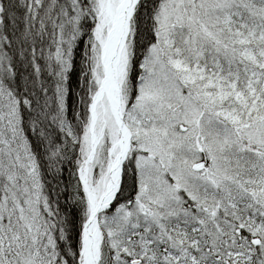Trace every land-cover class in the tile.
<instances>
[{"label": "snow or ice", "instance_id": "obj_1", "mask_svg": "<svg viewBox=\"0 0 264 264\" xmlns=\"http://www.w3.org/2000/svg\"><path fill=\"white\" fill-rule=\"evenodd\" d=\"M0 264H264V0H0Z\"/></svg>", "mask_w": 264, "mask_h": 264}]
</instances>
